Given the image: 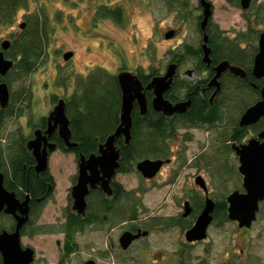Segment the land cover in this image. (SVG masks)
Masks as SVG:
<instances>
[{
	"label": "rangeland",
	"instance_id": "rangeland-1",
	"mask_svg": "<svg viewBox=\"0 0 264 264\" xmlns=\"http://www.w3.org/2000/svg\"><path fill=\"white\" fill-rule=\"evenodd\" d=\"M208 1L213 9V28L218 27L228 38L246 34L255 40L264 32V25L254 22L258 13L264 14V0H252L246 11L242 10L240 0H231L232 3L228 0ZM110 3V8L114 9L121 5L123 20L119 23L98 16L99 20L92 21L94 8ZM201 13L199 0H30L28 7L17 13L11 25L0 27L2 40L20 32L19 24L25 14L34 20L38 15L41 22H46L41 62L24 79H18L16 72L8 77L15 98L22 97L23 89L31 91L33 97L30 108H26L25 101L20 99L17 107L24 108L22 116L6 120L1 138L7 142H2L1 152L5 154L15 132L31 136L54 110L57 100H66L73 94L78 76L85 77L94 68H102L114 75L120 71L136 74L138 70L143 73L154 70L162 75L168 65L177 63L179 68L175 79L178 82L195 85L204 79L206 74L198 67V59L184 50V46L197 49L202 44V33L197 25ZM170 31L174 36L166 39L165 35ZM254 44L257 45V40L255 43L250 41L248 49ZM68 51L73 52V56L65 61L63 55ZM191 72L194 73L187 74ZM225 87L220 99L222 121L212 127L185 125L178 130L176 137L169 142L172 164L157 177L146 182L134 171L118 174L115 178L147 209L139 212V220L180 213L187 196L202 195L195 185L197 176H202L210 188L226 196L241 188L239 162L222 144L219 133L223 132L224 125L232 126L238 121L252 97L233 101L231 90L234 86L226 81ZM49 170L55 180V190L54 198L48 202L40 220L44 225L63 223L64 211L71 208V189L78 174L76 155L54 153L49 160ZM103 222L100 229L89 228L77 236L79 250L65 264H85L88 260L97 264H178L176 253L184 241L179 229L154 230L145 246L138 245L123 253L118 238L133 224L126 221L112 227L106 224V220ZM225 232L222 245L234 232L233 226L226 225ZM250 235L254 241V253L264 259V222L253 225ZM58 242L62 244L63 237L51 234L25 240L26 245L30 243L35 249L38 264L58 263L62 251ZM202 250L201 245L189 248L184 256L191 257L190 263L195 264ZM158 252L161 256L157 255ZM155 258H159L157 263Z\"/></svg>",
	"mask_w": 264,
	"mask_h": 264
},
{
	"label": "flooded vegetation",
	"instance_id": "flooded-vegetation-1",
	"mask_svg": "<svg viewBox=\"0 0 264 264\" xmlns=\"http://www.w3.org/2000/svg\"><path fill=\"white\" fill-rule=\"evenodd\" d=\"M110 6H111V3L109 5H106V6L94 8L95 11H94L92 18H91L92 21L93 20L94 21L99 20L98 16H100L103 19H108V20H112V21L116 20L114 17H112V13L117 12V13H119V20H116V21L120 23L123 20V15H124L123 8L121 7V5L120 6L118 5L115 9L113 7L110 8ZM101 9H104L105 11H103ZM105 14H106V16H104ZM29 16L32 18L31 15H29ZM24 18L25 19L22 20L21 23L19 24L20 32L14 33L9 39L0 40V53H3L5 59L11 60L13 62V64H14L13 68L15 67L17 62L19 61L20 56H16V59H13V57L10 55L11 47L13 46V43L15 42V40H18V39L22 40V39L27 37L25 35V31L28 27V24H30V21H31V19H29L28 15H26V14L24 15ZM198 18L200 20H202L201 15ZM21 24H25V27L21 28L20 27ZM262 33H264V32H262ZM260 35H261V33L258 35V37L255 38V40L254 39L250 40L253 43H255V41L257 40V45L254 44V46L251 47L253 51L256 49L254 59H255V57L258 53V50H259L258 41H259ZM224 37H227V36L224 35ZM240 37H241L240 35H236V36H234V38H228V37L227 38L230 40H234V39H237ZM3 41H9L10 42V47L7 50H3L1 47V44ZM222 45L225 46L226 43H223ZM239 46L242 49H248L249 48V41H242L239 44ZM68 52H71V51H68ZM211 59H212V57H211ZM254 59L252 62L253 63L252 67H250L249 69H246L245 67H241L237 63H232L228 60L220 61L219 63L224 62V61H228L231 66L239 67L240 69H242L245 72V77L241 78L239 76L233 75L229 71L225 72L221 76V78L219 79L220 92L215 96V98L213 100H211V99H212V96H213L216 88L215 87H209L208 84L215 75V72L213 71L212 68L217 66L219 63L213 64V60H212V67H207L205 64H203L205 66V68H203V70H204V73L206 74V77L204 79L198 81L195 84V87L193 88V90H191L190 92H187V91L184 92V93H187V97H182L179 101H176L173 104L185 102V101L191 99V107H192V105L194 103V99H195L194 96L197 92L199 93V96H201L203 98V101L208 99L210 105H213V102L216 101V99L219 100V102H220L222 94H224V92L226 90V87H225L226 80H227V78H230V77H232L238 81H244V80L247 81L248 80L249 81L248 84H251L255 87L254 82L252 80H250V77H251V79L261 81L262 87H263V80L255 78L252 74ZM175 64H177V63H175ZM177 66H178V64H177ZM178 68H179V66H178ZM12 69H11V71H12ZM121 72H127V71H120L119 73H121ZM192 73H194V72L187 73V74L191 75ZM164 74H162V75H164ZM134 75H137V72ZM162 75H159V76H162ZM6 77L1 78V76H0V84L4 82L8 85V83L5 81ZM175 78H176V76H175ZM175 80L176 79H174V81ZM147 85H144V86H147ZM8 87H9V92H10V97H9V104H10L12 93H11L10 85H8ZM150 94H152V96H153L152 92L146 93L147 100H148V96ZM260 99H261V94H260L259 100ZM59 100H61V99H58L57 103ZM64 101L66 102V100H64ZM258 101H256L255 103H253L249 107L253 106ZM148 103H149V108H150L151 107L150 106L151 101L149 102V100H148ZM9 104H8V106H9ZM135 107L138 108V106H136V105H135ZM135 107H134V109H135ZM191 107H190V109H191ZM6 108H2L0 105V156H1L2 142H4V143L7 142V140H5V139L2 140V138H1V136H2L1 111H2V109H6ZM248 108H246L243 111V113ZM243 113L240 115L238 121L237 122L235 121L234 125L228 126V127H225V125H224L223 126V132L219 133L221 136L220 140L222 141V144L224 146H226L231 151L232 154H234V156L236 157V159L239 162V166H240L239 157L236 155L234 148L241 147L243 145H247L250 140L257 139L258 135L264 131V124L261 123L262 120H264V118L260 119L257 123H255L251 126H248L245 128L240 127V118L243 115ZM185 114H182V115H185ZM175 115H179V114H175ZM221 121H222V115H221L220 120L217 123H219ZM38 130L41 132L40 141H39V145H40L39 149L42 151L45 148L48 150L51 146L55 147L54 151L48 152V167H47V169L45 171L39 172V173L35 169V167L37 165L35 157L33 156L32 152L28 151L26 148L27 143L29 141L35 139V132ZM46 130H47V119H43L40 127L37 130H35L31 136H25L22 132H15L14 133L15 136L10 137V147H11V149H14V150L16 149L15 144L18 141L17 138L21 137L24 140V147L26 148V151L29 154L28 155L29 162L31 163V167L34 168L33 179H34V182L37 184V188H38L37 190L38 191L36 190V192H30V190L24 189L23 186L19 187L20 184L17 181L18 170L14 171L13 167L11 166V164L9 162H6L4 164L3 163L0 164V172L2 173L3 178H4L3 179V186L8 193L14 195V197H12V199H10V202L5 203L0 210V234L5 232V233L11 235V234L18 232L19 242H20V246H21L22 250L30 248L34 251V260L31 264H38L39 261L36 257L37 254H36L35 249L33 247H31V245H29L30 243L28 245H26L25 240L32 241V239H34L38 235H47V234L60 235L63 237V243L61 244V242H58V246L59 247L62 246V251H61L60 259H59L58 263H56V264H65V262L69 260V258L66 259L64 257L65 256V234L62 232H58V230H60V227H62L63 224L65 223V217L67 214L79 216L77 212L72 210V207H73L72 197H71V201H72L71 208L67 209L63 213V219H64L63 223L59 222V223H54L52 225L51 224L50 225H44L40 222V220H41V217L45 211V208H46L48 202H50L54 198L53 195H54V190H55V180H54V178H53V176L49 170L50 157L56 152H60L63 154L74 153L77 157V160L79 161L81 153L79 152L78 148L77 149H68L66 147L64 140H62L59 136L58 129L54 130L51 135H47ZM236 136H240V139H237ZM120 140L123 141V144H124V138L121 137L116 141V147L120 150V160H121V148L118 145ZM171 140H173V139H171ZM98 149H99V147H98ZM66 150H69V152H66ZM93 154H98V151L96 153H93ZM146 159L164 160V161L169 160L168 163H165L161 167L160 171L158 172V174L155 177H157L166 166L172 164V160L169 158V156L167 159H152V158H146ZM142 160H145V159H142ZM142 160H140V161H142ZM119 163H120V161H119ZM21 164H22V169L24 170L26 168L27 164H25V163H21ZM239 166H238V169H239ZM119 169H120V167H119ZM119 169L117 170L115 177L113 178V180L110 183V186L113 190V194L111 196H106L103 194V192L99 188L91 191L89 196L86 198L87 209L85 212V216L84 217L79 216V217L84 219L87 217L88 213H93L95 215V218L96 217L98 218L95 222H93L91 225H89L87 229L94 228V229L98 230L102 227L101 225L104 224L103 221H105V220L107 221L106 224H110V226H112V227L116 223H123L126 221L130 222L129 224H133L130 227L128 226L127 229H125L118 238V246H119V249L123 253H126V252L132 250L134 247H136L138 245H144L145 246L147 244L146 241L151 237L152 231H154V230L159 229L160 231L166 232V231H174V230L179 229L184 235V241L176 253L178 256V264H192V263H190L191 257H189L187 259V257L184 256V252L187 251L189 248L193 249L194 247H197L199 245H201L203 248L202 255L200 258H198L196 260L195 264H263L264 263V259H262V257H260L254 253V249H252L254 241L252 239V236L250 235V233L253 229V225H255L258 222H264V200L259 202V208H258V211L256 212V219L250 227H245V226L240 227V224L238 221H232L229 219L228 209H229L230 205L228 203V197L234 192L245 193V189L243 188V176L239 173V170H238V173L240 174L241 181H242L241 188L238 190L232 191L227 196L225 195V193L217 191L214 188H210V186L208 185V183L206 182V180L202 176H197L196 178L201 177L203 179L206 189H203L199 185H197L196 184V178H195V185H196V187L199 188V190L202 191V195L201 196L200 195H195V196L189 195V196H187L186 199L183 200L182 211L180 213L169 214V215H161L160 214V215H157L156 217H150L147 219H140L139 220V216H140L139 212L140 211H142V212L147 211V209L142 206V203L139 202L138 200L136 201L134 199V197L132 196V194L129 195V194L122 193V194H119L120 195L119 197H116V192H117V188H118L117 186L121 185V184L118 183L115 180V178L117 177L118 174H123V173L118 172ZM135 171H136V169H135ZM77 176H78V174H77ZM77 176H76V182H77ZM153 179H144V180L146 182H150ZM92 192H100L105 197H90ZM100 199H101V201H100ZM208 202L212 203V211L210 213V217H211L210 222L207 225L202 238H200V239L197 238V239L190 241L187 238V233L195 227V225L198 221V218L201 216L202 212L205 210ZM129 210H131V212L135 211V213H137L136 218L135 219L122 220L121 216H124L126 214V212ZM226 225H232L234 228V232L226 240V244L222 245V243L225 241V233H226L225 232V226ZM46 227H54V229L51 230L53 232H42ZM139 232H141V236L138 239L134 240L126 249H123L121 247L119 240H120V237L124 233H131L132 235H138ZM144 232H147V235L143 236L142 234ZM79 234H81V233H79ZM79 234H77V236ZM76 243H77V237H76ZM77 245H78V250H79V244L77 243ZM158 253L159 254H157V255L161 256L160 255L161 253L160 252H158ZM155 259H156L155 263H157L159 258H155ZM89 261L93 262L94 264H97L96 261H94V260H88L85 262V264ZM2 263H3V258H2V255L0 253V264H2ZM46 264H48V263H46Z\"/></svg>",
	"mask_w": 264,
	"mask_h": 264
},
{
	"label": "trees",
	"instance_id": "trees-1",
	"mask_svg": "<svg viewBox=\"0 0 264 264\" xmlns=\"http://www.w3.org/2000/svg\"><path fill=\"white\" fill-rule=\"evenodd\" d=\"M228 1L232 3L231 0ZM29 2L30 0H0V27L11 25L17 13L21 9H26ZM112 17L119 20V13H112ZM200 21L198 18L197 25L201 33ZM254 22L255 24L264 25V14L258 13ZM45 23L41 22L37 15L35 20L31 19L30 24H28L25 31L27 37L22 40H15L13 43L10 55L13 59H16V56H20V59L6 77L5 81L8 85H11L8 81L11 73L16 72L18 73V79H24L33 73L41 62L44 55L43 33ZM206 31L209 36V46L212 48L211 57L213 64H217L222 60H228L246 69L252 67L256 49L254 51L252 48L242 49L239 44L242 41L250 42L254 37L239 34L240 38L230 40L224 37L225 33L218 27L213 28L211 20ZM222 42L226 43V45L223 46ZM201 45L197 49L184 46V50L187 54L195 56L198 59V67L203 69L205 66L201 61ZM137 75L141 82L147 85L152 78L159 76V73L154 70H151L149 73H143L138 70ZM250 80L254 82L255 87L248 84V80L238 81L232 77L226 80L229 85H233L235 88L231 90L233 101H240L246 96L252 97V100L246 106L247 108L259 100L262 89L261 81L251 79V77ZM194 87V84H185L175 80L171 90L166 93L165 98L174 103L182 97H187V93H182L181 91L186 90L190 92ZM26 90L23 89L21 93L22 97L15 98L12 95L9 106L6 109H2V130L7 119L22 116L24 108L17 107L21 98L25 101L26 108L31 107L33 94L31 91ZM152 98L153 96L150 94L148 96L149 102ZM194 98L191 109L185 115H175L171 118L154 112L151 107L147 115L142 117L139 114L138 108L135 107L132 113L131 143L127 146H124L121 140L118 143L121 148L120 169L118 172L123 174L134 172L136 163L142 159H167L170 154L169 142L176 137L178 130L184 128L185 125L212 127L217 124L221 118L219 100L216 99L213 105H210L209 100L203 101L198 92ZM120 107L121 92L117 84L116 75L97 67L92 69L85 77L78 76L75 81L73 94L66 99V114L70 121L71 140L78 144V150L82 155L88 157L96 153L99 145L104 143L115 132L120 123ZM261 123L264 124V120ZM236 138L240 139V136H236ZM17 140L15 150L11 149L9 142L5 154L1 152L0 164L9 162L14 171L18 170L17 181L20 184L19 187L23 186L24 189L30 190V192H36L38 188L33 179L34 168L31 167V163L29 162V154L24 147V140L21 137L17 138ZM66 152H69V150H66ZM21 163L27 164L24 170ZM117 187L116 197H119V194L122 193L131 195V192L125 191L121 185ZM90 197L105 196L100 192H92ZM130 212L131 210L127 211L124 216H121L122 220L135 219L137 213L134 211L131 214ZM97 219L93 213H88L84 219L77 215H66L65 223L58 230V232L65 234L64 257L66 259L78 251L76 243L77 234L84 232ZM52 229L54 227H46L42 232H53L51 231Z\"/></svg>",
	"mask_w": 264,
	"mask_h": 264
},
{
	"label": "water",
	"instance_id": "water-1",
	"mask_svg": "<svg viewBox=\"0 0 264 264\" xmlns=\"http://www.w3.org/2000/svg\"><path fill=\"white\" fill-rule=\"evenodd\" d=\"M252 0H240L242 10L246 11L250 8ZM199 7L202 10L200 30L202 33V63L207 67H212L211 53L209 46V36L207 34V26L211 20L213 9L212 4L208 0H199ZM21 28L25 24L20 25ZM174 32L166 33L165 38L171 39ZM259 50L254 59L252 74L257 79L263 80L261 89V99L249 107L240 118V127L245 128L257 123L264 118V33H261L258 41ZM3 50L10 47L9 41H3L1 44ZM73 56L72 52H66L63 55L65 61H69ZM14 64L11 60L5 59L3 53H0V76L5 78L11 71ZM178 66L175 63L168 65L166 72L162 76H156L151 79L147 86H144L137 75L130 72H121L116 75L117 84L121 92L120 107V123L115 132L110 135L104 143L99 145L98 154H91L89 157L80 155L78 161L77 182L71 189V197L73 200L72 210L77 212L79 216L84 217L87 209L86 198L90 192L99 188L104 195L111 196L113 190L110 186L111 181L116 175L120 167V150L116 147V141L123 137L124 145L131 143L132 135V113L135 105L138 106L140 116L144 117L149 111V103L146 97L147 92L153 93L151 100V109L162 114L164 117L170 118L175 114H185L191 107V99L173 104L165 98V94L171 90ZM215 72L214 77L209 82V87H215V96L220 92L221 76L229 71L235 76L245 77V72L236 66H231L228 61L219 63L212 68ZM9 87L6 83L0 84V105L6 108L9 104ZM58 129L59 136L68 149H77L78 144L71 140L70 121L66 114V102L61 99L58 101L54 110L47 117L46 134L51 135L54 130ZM41 132H35V139L27 143L26 148L31 151L36 159V171L43 172L48 167V152L54 151L55 147L51 146L48 150L39 149ZM236 155L239 157L240 166L239 173L243 176V188L245 193L234 192L228 197L229 203V219L238 221L240 227H250L256 219V212L259 208V202L264 200V131L258 135L257 139H252L247 145L234 148ZM169 160H151L145 159L139 161L136 166L138 172L144 179H153L161 167L168 163ZM3 175L0 172V210L5 203H9L14 197L8 193L3 186ZM196 184L206 189L205 183L201 177L196 178ZM212 211V203L208 202L205 210L195 227L187 233L188 240L200 239L204 235V231L210 222V213ZM20 226V225H19ZM147 235V232L142 234ZM141 236L124 233L120 237V245L126 249L134 240ZM0 253L3 258L2 264H31L34 260V251L30 248L22 250L19 242L18 232L14 234H0ZM86 264H94L87 262Z\"/></svg>",
	"mask_w": 264,
	"mask_h": 264
}]
</instances>
